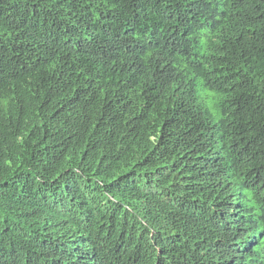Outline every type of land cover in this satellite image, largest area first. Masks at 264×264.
Instances as JSON below:
<instances>
[{"label":"trees","instance_id":"16d2710c","mask_svg":"<svg viewBox=\"0 0 264 264\" xmlns=\"http://www.w3.org/2000/svg\"><path fill=\"white\" fill-rule=\"evenodd\" d=\"M0 264H264V0H0Z\"/></svg>","mask_w":264,"mask_h":264},{"label":"rangeland","instance_id":"374dc122","mask_svg":"<svg viewBox=\"0 0 264 264\" xmlns=\"http://www.w3.org/2000/svg\"><path fill=\"white\" fill-rule=\"evenodd\" d=\"M209 109H210V112H211L212 120L215 121L217 119V112H216V110L213 107H211Z\"/></svg>","mask_w":264,"mask_h":264}]
</instances>
